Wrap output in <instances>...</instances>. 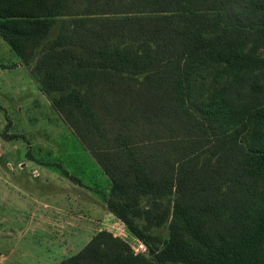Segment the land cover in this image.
Here are the masks:
<instances>
[{
    "label": "trees",
    "instance_id": "1",
    "mask_svg": "<svg viewBox=\"0 0 264 264\" xmlns=\"http://www.w3.org/2000/svg\"><path fill=\"white\" fill-rule=\"evenodd\" d=\"M0 36L147 245L55 264H264V0H0Z\"/></svg>",
    "mask_w": 264,
    "mask_h": 264
},
{
    "label": "rangeland",
    "instance_id": "2",
    "mask_svg": "<svg viewBox=\"0 0 264 264\" xmlns=\"http://www.w3.org/2000/svg\"><path fill=\"white\" fill-rule=\"evenodd\" d=\"M58 27L59 23L52 32L55 33ZM18 62V57L0 36V174L5 170L15 171L33 184L31 188L30 182L20 186L22 191L18 193L21 201L16 199L20 206L17 211H9L10 215L20 212L28 215L38 205L32 201L30 193L37 192V198H50L53 190L54 194L58 193L55 198H62L63 189L60 186H63L62 178L65 176L63 169L81 171L85 173V178L95 179L101 185L105 182L98 173L95 157L50 106L49 95L34 80L29 65L22 62L19 65ZM9 133L17 136L10 138ZM34 168L38 170V176L32 175ZM42 180L44 182L40 184ZM41 209L45 210L43 207ZM115 217L118 223L111 227L113 230L104 227L101 230H108L112 234L115 231L117 234L114 235L131 245L138 237L127 229L117 215ZM137 222L143 224V218H138ZM150 230L163 237L169 232L166 224Z\"/></svg>",
    "mask_w": 264,
    "mask_h": 264
},
{
    "label": "crops",
    "instance_id": "3",
    "mask_svg": "<svg viewBox=\"0 0 264 264\" xmlns=\"http://www.w3.org/2000/svg\"><path fill=\"white\" fill-rule=\"evenodd\" d=\"M18 60L21 65V60ZM50 106L74 133L61 113L51 103ZM96 165L99 175L104 179V185L95 179L85 178V173L81 171L70 172L63 169L65 176L62 178L63 186H60L63 189L60 195L62 198H55L58 193L54 194L53 190L50 198H37V192L30 193L32 201L38 205L28 215L21 212L10 215L9 211L18 210L20 205L16 199L21 201L18 193L22 191L20 186L28 185L30 180L15 171H1L0 264H55L77 253L103 227L113 230L111 227L118 221L105 200L110 191L111 180L97 160ZM32 173L33 176H38L36 168ZM39 182L42 184L44 180ZM32 186L30 182L29 187ZM47 190H50L49 187ZM113 233L117 234L115 231ZM6 258L11 261L6 262Z\"/></svg>",
    "mask_w": 264,
    "mask_h": 264
},
{
    "label": "built area",
    "instance_id": "4",
    "mask_svg": "<svg viewBox=\"0 0 264 264\" xmlns=\"http://www.w3.org/2000/svg\"><path fill=\"white\" fill-rule=\"evenodd\" d=\"M131 249L133 251V253H142V252H147V245L146 243L140 239V238H136L135 242L132 243L131 245Z\"/></svg>",
    "mask_w": 264,
    "mask_h": 264
}]
</instances>
